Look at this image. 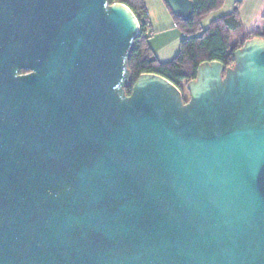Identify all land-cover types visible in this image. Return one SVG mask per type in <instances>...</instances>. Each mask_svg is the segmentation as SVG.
<instances>
[{
	"label": "water",
	"instance_id": "1",
	"mask_svg": "<svg viewBox=\"0 0 264 264\" xmlns=\"http://www.w3.org/2000/svg\"><path fill=\"white\" fill-rule=\"evenodd\" d=\"M139 32L121 2L0 0V264H264V37L184 101L126 94Z\"/></svg>",
	"mask_w": 264,
	"mask_h": 264
},
{
	"label": "trees",
	"instance_id": "2",
	"mask_svg": "<svg viewBox=\"0 0 264 264\" xmlns=\"http://www.w3.org/2000/svg\"><path fill=\"white\" fill-rule=\"evenodd\" d=\"M121 2L130 8L140 25L139 35L134 40L133 49L127 62L131 73L130 83L125 88L129 94L132 84L141 73H155L163 76L181 90V83L195 78L197 66L203 61L217 60L225 67L232 65V52L242 46L245 40L255 36L245 32L238 16L227 13L210 20L203 28L199 20L210 11L221 7L224 0H192L193 12L188 20L172 15L174 26L185 35L179 41L177 53L169 60L160 61L149 43V22L146 13L145 0H110ZM263 28L260 36L264 37V10L261 12ZM196 31H199L196 33ZM184 101L187 100L183 96Z\"/></svg>",
	"mask_w": 264,
	"mask_h": 264
},
{
	"label": "rangeland",
	"instance_id": "3",
	"mask_svg": "<svg viewBox=\"0 0 264 264\" xmlns=\"http://www.w3.org/2000/svg\"><path fill=\"white\" fill-rule=\"evenodd\" d=\"M145 7L149 22L148 31L146 29L149 43L160 61L169 60L177 53L179 41L185 34L174 26L173 19L161 0H145ZM226 8L227 2L202 17L199 25L204 28L210 20L228 12ZM181 85L182 95L188 99L185 83L182 82Z\"/></svg>",
	"mask_w": 264,
	"mask_h": 264
},
{
	"label": "crops",
	"instance_id": "4",
	"mask_svg": "<svg viewBox=\"0 0 264 264\" xmlns=\"http://www.w3.org/2000/svg\"><path fill=\"white\" fill-rule=\"evenodd\" d=\"M225 2L228 9L225 14L235 13L245 32L255 35L261 33L263 24L260 15L264 10V0H224Z\"/></svg>",
	"mask_w": 264,
	"mask_h": 264
},
{
	"label": "flooded vegetation",
	"instance_id": "5",
	"mask_svg": "<svg viewBox=\"0 0 264 264\" xmlns=\"http://www.w3.org/2000/svg\"><path fill=\"white\" fill-rule=\"evenodd\" d=\"M18 74H20V75H26V74H30V71L29 70H20L18 72Z\"/></svg>",
	"mask_w": 264,
	"mask_h": 264
}]
</instances>
